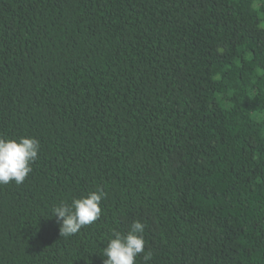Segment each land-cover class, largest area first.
I'll list each match as a JSON object with an SVG mask.
<instances>
[{"label": "trees", "instance_id": "16d2710c", "mask_svg": "<svg viewBox=\"0 0 264 264\" xmlns=\"http://www.w3.org/2000/svg\"><path fill=\"white\" fill-rule=\"evenodd\" d=\"M0 264H103L146 225L148 264H264V0H0ZM103 189L71 237L52 208ZM143 255L135 264H144Z\"/></svg>", "mask_w": 264, "mask_h": 264}, {"label": "clouds", "instance_id": "9594fccd", "mask_svg": "<svg viewBox=\"0 0 264 264\" xmlns=\"http://www.w3.org/2000/svg\"><path fill=\"white\" fill-rule=\"evenodd\" d=\"M40 143L36 138H0V184H22L32 172L31 165L37 160ZM106 197L103 189L74 198L70 203L61 201L52 208V216L60 225V235L71 237L85 226L92 225L101 214V201ZM146 225L140 220L131 223L126 233L113 230L112 236L103 249L106 259L103 264H135L137 257L143 255L144 264L153 258V253L145 251L144 233Z\"/></svg>", "mask_w": 264, "mask_h": 264}]
</instances>
